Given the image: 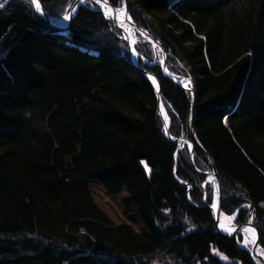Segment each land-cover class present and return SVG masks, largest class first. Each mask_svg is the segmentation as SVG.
Masks as SVG:
<instances>
[{
  "label": "trees",
  "instance_id": "16d2710c",
  "mask_svg": "<svg viewBox=\"0 0 264 264\" xmlns=\"http://www.w3.org/2000/svg\"><path fill=\"white\" fill-rule=\"evenodd\" d=\"M71 1L42 6L61 17ZM108 1L146 31L136 61L159 81L170 135L193 140L192 119L221 210L250 220L264 250V0ZM99 8L65 29L30 0L0 8V264H258L217 230L213 188L165 137L155 86Z\"/></svg>",
  "mask_w": 264,
  "mask_h": 264
},
{
  "label": "water",
  "instance_id": "95a60500",
  "mask_svg": "<svg viewBox=\"0 0 264 264\" xmlns=\"http://www.w3.org/2000/svg\"><path fill=\"white\" fill-rule=\"evenodd\" d=\"M84 1L86 0H74L72 2V4L70 5V8L68 10L67 13L71 12L72 15H71V18L69 20H67L63 25H57L56 23H54V18L52 16H50L43 8L42 6V12H39L42 17L45 19V21L51 25L52 27L56 28V29H65L68 27L71 19L73 18V16L75 15L76 13V10L79 6L81 5H84ZM108 6L111 7L113 9V15L110 17L111 19V24L115 27H117L118 29H120L121 31V37L125 40V42L127 43V46H128V52H129V55H130V60H131V63L134 65V67L140 71L145 77L148 78V80L152 83H153V79L156 81V83L154 85H156V87L154 88L155 89V94H156V101H157V106H156V111H157V114L159 116V119L161 121V124H162V127H163V130H164V135L165 137L170 141V142H173V143H180V142H184V143H187L188 145H191V148H189V159L193 165V167L195 168V165H194V162H193V140L200 146V144L198 143V141L196 140L195 136H194V133H193V122H192V119H191V123H190V130H191V133H192V136H193V140H190L189 138L187 137H184V136H177V137H172L169 133V129H168V124H167V121L163 118L162 114H161V111L163 110L164 106H163V102L161 100V96H160V84H159V81L158 79L155 77V75L151 74L150 72H148L147 70L143 69L142 67H140L136 61V58L135 56H131V51L135 50L134 49V46L133 44L130 42V36H129V33L128 31L122 27L121 25H119V23L117 22V16H116V11H117V8L115 6H113L109 1H108ZM123 9L125 10V13L126 15L128 16V25L131 26L132 28H134L135 30H137L138 32H142L143 34L146 33L145 30H143L142 28L136 26L134 24V22L131 20L128 12L126 11V8L125 6H123ZM154 41V40H153ZM158 45L159 43L157 41H155ZM159 48L163 54V59H162V63H161V67L162 69H164L165 67V64H164V61H165V55H164V52L162 50V47L161 45H159ZM135 53V51H134ZM165 75H167L166 73H164ZM171 80L181 86V87H184L182 86L181 84H179L175 79H172ZM186 88V87H184ZM186 89H189V88H186ZM191 93H192V96L194 94V87L192 90H190ZM167 124V128L165 127V125ZM201 147V146H200ZM202 151L205 153L206 157L208 158L209 162H210V170L209 171H206V170H199L197 168L196 171L204 174V175H210L212 178H213V181H214V204H216V207L214 208L213 205H209V208L211 209L212 211V216H213V220H214V223H215V226L217 228V230L224 234L225 236H228V237H232L235 232L245 228V227H250V228H254L255 229V238H254V241L255 243L252 244L251 248H250V253L252 256H254L258 261L264 263V253H257V248L260 247V244H259V233H258V230L257 228L255 227V225L251 222V221H246V222H239V221H234V229L235 231H231L230 233H224L220 230L219 228V222H220V216H221V213H222V210H221V207H220V204H221V189H220V181H219V175H218V172L216 170V167L211 159V157L208 155V153L205 151V149H203L201 147Z\"/></svg>",
  "mask_w": 264,
  "mask_h": 264
},
{
  "label": "rangeland",
  "instance_id": "374dc122",
  "mask_svg": "<svg viewBox=\"0 0 264 264\" xmlns=\"http://www.w3.org/2000/svg\"><path fill=\"white\" fill-rule=\"evenodd\" d=\"M74 0H72L71 1V3H70V5L72 4V2H73ZM88 1H94L95 3H96V0H86V1H84L83 3H84V5L88 2ZM0 3H3V0H0ZM70 5H69V7L67 8V11L61 16V17H53L54 18V23H56L57 24V20L58 21H62L63 20V17H64V15H66L67 14V12H68V10H69V8H70ZM97 5H101V4H97ZM34 6V5H33ZM100 8V10L102 11V9H101V6H99ZM35 8V7H34ZM120 8H122L123 9V6L122 7H119V9ZM102 13H103V11H102ZM104 14V13H103ZM51 16V15H50ZM104 16H105V14H104ZM106 17V16H105ZM56 18V19H55ZM107 19H109L110 20V23H111V19H110V17H106ZM60 19V20H59ZM57 25H61V23H59V24H57ZM112 25V24H111ZM113 26V25H112ZM115 27V26H114ZM115 28H117V27H115ZM125 29L128 31V33H129V36H130V42L132 43V44H134V41H135V29L134 28H132L131 26H129V25H126V27H125ZM120 33H121V31H120ZM122 34V33H121ZM139 34L142 36V37H146L145 35H146V33H142V32H139ZM151 48L153 49V51H154V55H155V61H162V59H163V54H162V52H161V50H160V48H159V45L158 44H156L155 42H152V44H151ZM135 49V48H134ZM135 51V50H134ZM134 51L132 50L131 51V56H136V51H135V53H134ZM128 54H129V52H128ZM167 75L169 76V73H167ZM173 79H175L179 84H181L182 86H184L185 87V84H187L188 86L186 87V88H189L190 90H192V88L194 87V84H193V81H191V80H189V79H177V77H174ZM183 87V88H184ZM192 95V94H191ZM166 112V111H165ZM167 114V113H166ZM167 116V115H166ZM165 119V118H164ZM167 120H168V116H167ZM225 122V121H224ZM164 131V130H163ZM183 145H186L187 146V148H188V150H189V145L187 144V143H184V142H180V143H178L177 144V148H179V147H182ZM210 170V169H209ZM209 170H206V171H209ZM205 181L206 182H208L210 185H211V188H213V190H212V202H213V199H214V181H213V178L210 176V175H205ZM212 204V203H211ZM261 205L263 206L264 205V202H262L261 203ZM264 207V206H263ZM250 221V220H249ZM226 233V232H225ZM236 237H238L239 238V242H240V245H242V246H244V247H247V248H251V246H252V241L254 240V238H255V236L253 235V237H251L247 232H245L244 230H239V231H237V232H235V234H234ZM245 241H248V243L247 244H245ZM264 252V251H263ZM223 260H225L224 258H222ZM163 260H165V257L164 256H160V257H158L156 260H154L151 264H162V262H163ZM257 260V259H256ZM226 261V260H225ZM257 263L258 264H264V263H262V262H260V261H258L257 260Z\"/></svg>",
  "mask_w": 264,
  "mask_h": 264
},
{
  "label": "snow or ice",
  "instance_id": "6c2138e0",
  "mask_svg": "<svg viewBox=\"0 0 264 264\" xmlns=\"http://www.w3.org/2000/svg\"><path fill=\"white\" fill-rule=\"evenodd\" d=\"M7 2V0H3V3H0V8L4 7V4ZM30 3L32 5H34L35 10L37 12H42V0H30ZM97 4H102L103 7L106 8L105 11V16L106 17H111L113 15V9L111 7L108 6V0H96ZM117 19H120L121 25H123V17L126 14L124 9H117ZM72 13L69 12L66 15H64L63 19L64 20H69L71 18ZM153 83L155 84L156 81L153 79ZM188 85L185 84V87H187ZM165 120L167 121V116H165ZM165 127L167 128V124L165 125ZM189 148H191V145H189ZM143 163V162H142ZM145 169L150 171V169H148L147 164H145ZM213 207H216V204H213ZM231 231H235V229H232ZM245 232H250L252 234H255V229L254 228H246L244 229ZM248 241H245V244H247ZM252 243H255V241L253 240ZM226 259V258H225Z\"/></svg>",
  "mask_w": 264,
  "mask_h": 264
},
{
  "label": "bare ground",
  "instance_id": "6f19581e",
  "mask_svg": "<svg viewBox=\"0 0 264 264\" xmlns=\"http://www.w3.org/2000/svg\"><path fill=\"white\" fill-rule=\"evenodd\" d=\"M99 6H101V9H102V11H103V13H105V11H106V8L105 7H103L102 6V4L101 5H99ZM119 9V8H118ZM120 9H122V8H120ZM118 15V13H117V11H116V16ZM56 19V18H55ZM128 16L125 14L124 15V17H123V25L124 26H122L121 25V22H120V19H117V22L119 23V25H121L122 27H126V25H128ZM60 20V19H59ZM66 22V20H62V21H58L57 20V24H59V23H61V25H63L64 23ZM142 35V34H141ZM129 57H130V55H129ZM137 58V57H136ZM131 61V60H130ZM164 73H166L167 74V71H166V68L164 67V69H163V74ZM165 75V74H164ZM166 76H168V75H166ZM168 77H170V76H168ZM173 79V78H172ZM193 89V88H192ZM187 90H189V92L191 93V91H190V89H187ZM192 94V93H191ZM162 99V98H161ZM193 102V101H192ZM163 106H164V103H163ZM166 110H165V107L163 108V110L161 111V114H162V116H163V118H165V116L167 115L166 114V112H165ZM163 128V127H162ZM164 132V131H163ZM197 140V139H196ZM196 168V167H195ZM217 170V169H216ZM214 204V199H213V202H212V205ZM253 204H251V206H252ZM259 205V204H258ZM254 206V205H253ZM264 206V205H263ZM246 207V206H245ZM262 208V207H261ZM264 209V208H263ZM252 212V211H251ZM254 214V213H253ZM222 227H223V224H222ZM246 228H250V227H245V228H243L242 230H244V229H246ZM222 229V228H221ZM251 237H253V235L254 234H252V233H250V232H247ZM237 240V239H236ZM238 243V242H237ZM249 249V248H248ZM250 250V249H249ZM264 253L263 252V250L260 248V247H258L257 248V253Z\"/></svg>",
  "mask_w": 264,
  "mask_h": 264
},
{
  "label": "built area",
  "instance_id": "2783aa9c",
  "mask_svg": "<svg viewBox=\"0 0 264 264\" xmlns=\"http://www.w3.org/2000/svg\"><path fill=\"white\" fill-rule=\"evenodd\" d=\"M230 225H231V219H229L228 221H227V228H230Z\"/></svg>",
  "mask_w": 264,
  "mask_h": 264
}]
</instances>
